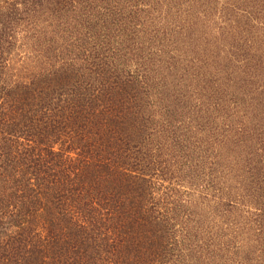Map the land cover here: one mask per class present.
Instances as JSON below:
<instances>
[{
    "label": "rangeland",
    "instance_id": "obj_1",
    "mask_svg": "<svg viewBox=\"0 0 264 264\" xmlns=\"http://www.w3.org/2000/svg\"><path fill=\"white\" fill-rule=\"evenodd\" d=\"M22 1L8 68L86 75L147 182L132 211L186 236V264H264V0Z\"/></svg>",
    "mask_w": 264,
    "mask_h": 264
},
{
    "label": "trees",
    "instance_id": "obj_2",
    "mask_svg": "<svg viewBox=\"0 0 264 264\" xmlns=\"http://www.w3.org/2000/svg\"><path fill=\"white\" fill-rule=\"evenodd\" d=\"M19 1L0 0V264H186V236L132 211L147 182L115 163L112 116L91 105L86 75L8 68Z\"/></svg>",
    "mask_w": 264,
    "mask_h": 264
}]
</instances>
